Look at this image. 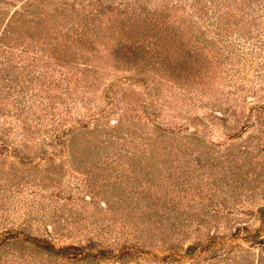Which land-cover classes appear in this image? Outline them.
I'll return each instance as SVG.
<instances>
[{
  "label": "trees",
  "instance_id": "16d2710c",
  "mask_svg": "<svg viewBox=\"0 0 264 264\" xmlns=\"http://www.w3.org/2000/svg\"><path fill=\"white\" fill-rule=\"evenodd\" d=\"M172 1L24 0V7L19 11L16 9L4 15V10L0 9V116L7 113L6 116L15 119L11 125L0 120V134L8 139L15 134L22 136L16 147L9 145L7 140H1L0 147L9 150L12 146V151L28 161L66 152L67 144L72 142V154L78 150L76 157L80 158L88 150L105 151L107 145L109 149L122 150L129 136V141L139 136L138 146L131 145L137 149V158L143 161L147 155L164 158V150L158 142L162 133L170 129L159 122L163 106L159 99L162 95L160 90L153 96L150 91L118 90L112 84L104 90L112 106L107 111L97 110L94 108L97 101L91 91L98 86L103 74L101 70L110 66H126L146 74L166 75L186 90L197 83H206L207 78V86L210 87L207 90H221L217 78L224 71L220 62L225 53L234 54L244 38L245 42L264 48V0ZM153 3L155 8L150 7ZM102 50L112 60L103 59L104 56L100 55ZM110 61L114 64H108ZM183 93L178 100L188 96ZM149 97L152 102L146 106L144 102ZM256 97L254 94L247 99L252 106L241 129L238 125L229 124L228 109L214 108L209 114L211 119L227 125L228 142L219 150L216 147L212 149L210 142L204 139L208 131H200L195 126V121H205L207 116L185 117L194 125L176 126V136L185 131L191 143L189 146L176 144V159L184 161L181 167L188 168V171L209 165L224 168L213 172L221 175L227 183L240 182L247 187L246 191L254 192L255 188H261V184L264 187V104H259ZM178 100L176 113L185 115V111L177 107ZM118 108H122L120 116L111 118ZM91 119L97 123L94 130L89 126ZM259 120L262 126H259ZM78 130L86 135L79 140V148L73 141ZM92 133L95 136L87 135ZM198 142L209 148L208 154L195 152ZM194 154H197L196 159ZM192 158L196 160L195 166L190 164ZM141 160L140 163L144 164ZM128 161L131 169L133 161ZM84 167L90 168L87 164ZM32 171L27 168L19 174L26 176ZM50 173L58 176L60 171L46 168L36 177L54 180L56 177ZM200 193L203 194V190ZM104 204L103 208L108 210L109 204ZM244 209L241 211L246 217L229 218L226 221L228 228L235 238L243 237L250 247L261 248L257 263L247 261L245 264H264V204ZM216 212L217 215L221 213L220 210ZM255 218L261 222L257 228L252 224ZM221 219L214 216L189 222L195 225L193 231L198 233L197 240L188 246H176V253L165 256L154 254L148 257L143 250L144 245L128 239L116 249L107 248L98 243L94 234L82 242L57 247L51 238L30 234L27 225L8 231L5 237L0 238V245L11 240L29 242L43 255L60 257L73 264L91 263L103 257L118 259L122 263L139 257L154 261L169 257L182 260L185 258L182 249L192 261L201 259L206 262L207 259H227L236 247L235 243L220 236ZM70 223L82 224L73 220ZM46 225L50 236L58 228L55 224ZM126 225L122 231L117 224H111L110 229L130 234ZM81 226L87 228L90 223ZM134 226L139 227V224L134 223ZM224 247L226 249L219 253Z\"/></svg>",
  "mask_w": 264,
  "mask_h": 264
},
{
  "label": "rangeland",
  "instance_id": "374dc122",
  "mask_svg": "<svg viewBox=\"0 0 264 264\" xmlns=\"http://www.w3.org/2000/svg\"><path fill=\"white\" fill-rule=\"evenodd\" d=\"M175 1L173 0L172 3ZM24 4V0H0V9L4 10V15L6 13L8 15L16 9L21 10ZM150 7L155 8V4H150ZM245 41L244 38L240 42L241 46L235 50L234 54L225 53L220 62L224 71L218 76L217 84H220L221 90H207L210 88L207 86V78L206 83H197L186 90L177 86L176 81L166 75L156 76L152 72L146 74L126 66L117 68L110 66L101 70L103 74L98 81V86L91 91V95L97 101L94 103V108L97 110L101 108L107 111L112 106L104 93V90L112 84L116 85L118 90H137L143 93L150 91L153 92V96L160 90L162 95L159 99L163 106L160 109L159 122L164 128L170 129L162 133L158 142L160 148L164 150V158H152L149 155L144 158V161L137 158L135 156L137 149H133L132 146H138L139 136H134L135 138L130 141L129 136L122 150L109 149L107 145L105 151L88 150L82 153L84 156L80 158L76 157L78 150L72 154L70 146L72 142L67 144L66 152L60 151L52 157L40 156L28 161L20 158L18 152L12 151L14 149L12 146L9 150L0 147V238L5 237L8 231L10 233L27 225L26 229L30 234L51 238L57 247L82 242L94 234L98 243L107 248L116 249L128 239L130 242L139 241L141 245H144L143 250L148 253V257L154 254L165 256L176 253V246L184 244L188 246L197 240L198 233L195 234L193 231L195 225H190L189 222L218 216L222 217L220 236L227 242L236 244L232 255L227 259L192 261L182 249L181 252L185 255V258H181L182 260L169 257L154 261L139 257L122 263L118 259L103 257L91 263L76 264H245L247 261L256 262L261 248L250 247V243L243 237L235 238L226 221L237 216L246 217L241 211L243 208L244 210L253 209L264 204L263 185L261 184L260 189L255 188V192L246 191L247 187L240 182L227 183L221 175L213 172L223 171L224 168L218 169L209 165L188 171V168L181 167L184 163L183 159H176V144L183 143L188 146L191 144L186 138L185 131L176 136L177 125L178 127L179 125L188 126L193 123L185 117L207 116L205 121H195V126H198L200 131L207 130L204 139L210 142L212 149L216 147L219 150L228 142L226 137L228 131L226 123L208 117L213 109H228L229 124L234 127L238 125L241 129L252 106L247 99H251L255 94L259 99L258 103L264 104V48ZM38 53L43 54L42 51ZM34 54L33 52L32 55ZM100 55L104 56L102 58L105 60H112L105 50H102ZM108 64L114 63L110 61ZM183 92L188 96L178 100V97L184 94ZM176 99L179 102L178 109L184 110L185 115L176 113ZM145 102L146 106H150L151 97ZM121 110L122 108H118L116 112L111 113V118H118ZM6 114H2L0 120L11 125L15 119H11ZM89 121L90 129H96V121L94 119ZM258 123L262 126L261 120ZM259 126L257 124V130ZM78 132L79 130L73 137L77 148L80 147L79 140L85 135L81 134L82 131ZM21 138L22 136L15 134L8 139L1 137L0 134V143L1 140H7L9 145L16 147L20 144ZM208 149L203 142L195 144V152H203L202 154L206 155L209 153ZM191 152L189 150V153ZM194 155L196 159L197 154ZM128 160L133 161L131 169ZM140 160L144 164H141ZM81 163L84 166L89 165L90 168L80 166ZM190 164L195 166L196 160L192 158ZM12 167L18 169L14 170ZM27 168L33 170L31 174L26 176L19 174L21 170ZM46 168L60 171V174L56 176L50 173L56 177L54 180L46 178L40 180L36 177L40 176ZM201 190L203 194L200 193ZM105 202L109 204L108 210L103 208ZM216 210H220L221 213L217 215ZM70 220L82 224L89 222L90 226L86 228L81 226L82 224L72 225ZM50 223L58 227L51 236L46 230V224ZM134 223L139 224V227L134 226ZM111 224H117L121 231L124 225L129 226L130 234L124 235L120 231H113L110 229ZM252 224L253 228H257L261 222L255 218ZM225 249L224 247L219 253ZM0 264L73 263L60 257L52 258L43 255L29 242L11 240L0 245Z\"/></svg>",
  "mask_w": 264,
  "mask_h": 264
}]
</instances>
